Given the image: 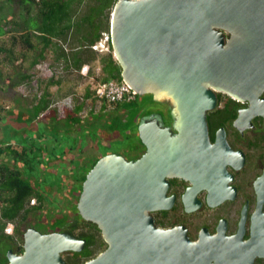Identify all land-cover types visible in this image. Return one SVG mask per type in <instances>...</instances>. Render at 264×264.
<instances>
[{
  "label": "water",
  "instance_id": "95a60500",
  "mask_svg": "<svg viewBox=\"0 0 264 264\" xmlns=\"http://www.w3.org/2000/svg\"><path fill=\"white\" fill-rule=\"evenodd\" d=\"M110 32L123 80L139 96L167 104L172 124L157 116L143 120L138 135L145 152L137 161L112 152L87 174L77 208L109 247L85 264L147 262L155 255L160 261L173 231L156 229L152 211L174 202L168 179L219 191L228 187L231 158H245L224 128L210 137L208 114L218 95L248 104L234 122L240 132L254 117L264 118V0H118ZM258 193L264 197V188ZM263 234L264 222L253 231ZM256 241L252 257H264V241ZM85 243L69 232L30 227L23 251L8 250V264H67L64 254Z\"/></svg>",
  "mask_w": 264,
  "mask_h": 264
},
{
  "label": "trees",
  "instance_id": "16d2710c",
  "mask_svg": "<svg viewBox=\"0 0 264 264\" xmlns=\"http://www.w3.org/2000/svg\"><path fill=\"white\" fill-rule=\"evenodd\" d=\"M117 1L0 0V54L4 55V58H0V93L8 92V89L6 90L2 85L6 80L11 89L31 82L37 74L38 65L48 59L49 53L55 54L57 62L63 61L66 71L80 70L85 64H89L91 65L90 72L93 74L96 66L101 69L99 75L96 76V81H121L123 79L122 68L114 56L112 45L111 52L104 54L90 48L98 42L104 31L110 30L111 14ZM59 80L51 78L47 82L46 89L56 85ZM222 101L225 108H218L208 114L212 141L215 139V131L220 126H230V121L236 116L232 114L230 107L241 105L230 97L219 94V102ZM155 103L162 105L155 101L152 95H144L138 96V99L133 102L119 103L113 108L109 123L114 126V131L118 133L117 136L124 137L128 145L126 152L136 155L134 158L141 157L142 152L145 151V146L138 135L139 117L145 110L147 117L151 115L153 110L149 109L148 105ZM103 107L105 110L106 104ZM103 115H99V120L103 119L101 118ZM168 117L169 120L165 124L170 125L172 122L170 110ZM103 120L108 122L107 119ZM138 146L143 148H138ZM2 153L3 149L0 148V155ZM15 176L22 188L28 186V183L22 180L18 173ZM85 177L83 176V181ZM0 184L2 185L1 178ZM0 194L3 197L2 193ZM36 197L41 198V196ZM78 197L79 192L75 195L71 194L65 211L56 215L47 214L44 218L45 232L65 231L76 237L87 239V248L81 257H74L73 260L69 256L66 257L69 264H83L94 254V250L91 249L93 242L87 237L90 229L84 230L90 227L91 223L85 220L80 223L77 218L79 216ZM14 198V203L17 204L25 199L21 193H17ZM20 211L17 208L10 214H5V210L2 209V215L6 217L5 219H15L20 215ZM5 226V223L0 224V264H8V250L23 251L22 240L16 239L15 234L6 236L3 233Z\"/></svg>",
  "mask_w": 264,
  "mask_h": 264
},
{
  "label": "crops",
  "instance_id": "0c3cea01",
  "mask_svg": "<svg viewBox=\"0 0 264 264\" xmlns=\"http://www.w3.org/2000/svg\"><path fill=\"white\" fill-rule=\"evenodd\" d=\"M42 63L56 66L63 64V61L57 62L55 54L49 53L48 59ZM84 66L91 69L89 64ZM81 69L73 71L82 73ZM100 70L96 66L94 74L99 75ZM94 74L90 72L87 76L82 73L80 79L92 80ZM51 78L53 76L43 80L40 89L34 91H25L23 85H19L0 93V122L4 111L12 110L9 118L11 127L7 128V134L4 128L6 123L5 126L0 123V148L3 149L0 155V193L3 195V210L5 214L17 208L21 210L15 219H5L2 215L0 224H6L3 230L6 236L15 234L22 243L28 228L46 231L44 218L47 214L56 215L65 211L69 196L79 192V167L83 158H93L95 150L93 141H89L95 136L93 128L99 127L104 138L117 137L109 131L112 125L109 123L112 114L107 112L109 108H97V99L91 87L83 85L80 79L68 82L65 78L54 77L60 80L46 89ZM100 114H104L101 118L108 122L99 120ZM84 140L87 144H84ZM87 147L91 149L89 155L85 153ZM121 150H128L125 141L121 142ZM16 173L28 183L26 188L18 184ZM17 193L25 198L18 204L14 203ZM31 200H35V203L32 204ZM6 229H12V234H8Z\"/></svg>",
  "mask_w": 264,
  "mask_h": 264
},
{
  "label": "flooded vegetation",
  "instance_id": "af4514ba",
  "mask_svg": "<svg viewBox=\"0 0 264 264\" xmlns=\"http://www.w3.org/2000/svg\"><path fill=\"white\" fill-rule=\"evenodd\" d=\"M161 104L149 105L148 108L153 110V113L147 117L145 110L140 116V123L152 116H157L166 123L169 120L170 108L165 103ZM240 104L230 107L232 114H236L230 121L231 125L220 126L215 131L216 135L220 128H224L231 147L236 151H242L245 155V158H231V163L227 166L230 177L228 187H223L219 191H212L209 188L196 191L190 181L176 177L169 178L167 196L174 197V202L168 208L152 211V217L156 229L173 231V234L168 236L170 240L163 246V249L170 252L165 254L163 261H159L155 255V258L147 262L144 257L134 258L129 264H264V257H252L256 240L260 238L264 241V234L259 238L253 235L254 229L262 226L264 222V197L258 193L264 188V150L259 152L264 147V118L254 117L252 126L240 132L234 126V122L238 118L239 111L248 107L246 103ZM223 107L224 102H218L217 109ZM113 111V108L107 109L108 113L112 114ZM109 131L114 135L118 134L114 131L113 125ZM138 148L143 147L138 146ZM120 151L117 153H121L129 161L139 159L134 158L136 155ZM100 159L83 158L78 171L79 197L84 183L83 176L87 177ZM79 216L77 218L81 223L84 219L80 214ZM90 223V227L85 226L84 230L90 229L87 237L93 242L91 249L94 250V254L85 262L96 259L109 247L99 226ZM77 238L86 241L84 248L79 252L65 253V260L68 256L71 259L81 257L85 252L87 239ZM187 241L192 244L188 246ZM66 262L69 264L67 260Z\"/></svg>",
  "mask_w": 264,
  "mask_h": 264
},
{
  "label": "rangeland",
  "instance_id": "374dc122",
  "mask_svg": "<svg viewBox=\"0 0 264 264\" xmlns=\"http://www.w3.org/2000/svg\"><path fill=\"white\" fill-rule=\"evenodd\" d=\"M16 15H18V12H16ZM67 46V45H65ZM17 50H20L17 48ZM0 58H4V55L3 54H0ZM12 70V68L10 69V71ZM37 74L35 75V77L33 78V80L25 85L22 86V89L25 90V91H34L36 89H40L41 87V82L44 80H47V78L49 77H60V79L62 78H65L66 81H76L78 79H80L81 77V74L82 73H77V72H74L73 70L71 71H66L65 68H64V64H59V65H56V66H48L46 64H41L38 68H37ZM90 74V70L88 71V74L87 76ZM96 76L97 75H93V79L90 80L88 79L87 81L83 80V79H80V82L83 84V85H87L89 87H91L92 89V92H93V95H94V88L95 86L99 83V82H102V81H96ZM37 81V82H36ZM3 85V88H5L7 91H10V90H13L11 89L10 87H8V81L6 80L4 83H2ZM1 85V86H2ZM2 88V89H3ZM1 91V90H0ZM95 104H98L97 108H102L104 104L100 103V102H97L95 100ZM157 103L155 104H152V105H156ZM149 106V105H148ZM104 109V107H103ZM102 109V110H103ZM3 113V112H2ZM11 114H12V110H9V111H4V113L2 114V121L0 123H2L3 126H5V123H6V126L4 127L6 130H5V134H7L8 130L7 128L8 127H11V120L9 119L11 117ZM12 125H14L12 123ZM98 128L94 127L93 128V133L95 134V136L93 137V140L92 138L89 140V141H93V147L95 148V150L93 149V158H98L99 156H104L106 154H109L111 152H121V142L124 141V137H121V136H117V137H108V138H104V136H101V130H98ZM84 144H87L86 140H84ZM262 150H264V147L263 149H260L259 152L261 153ZM91 151L88 150V147L85 148V153L89 155V152ZM85 264V262L83 263Z\"/></svg>",
  "mask_w": 264,
  "mask_h": 264
},
{
  "label": "built area",
  "instance_id": "2783aa9c",
  "mask_svg": "<svg viewBox=\"0 0 264 264\" xmlns=\"http://www.w3.org/2000/svg\"><path fill=\"white\" fill-rule=\"evenodd\" d=\"M90 48L93 51L102 54L111 52L110 30L104 31L98 42L91 45ZM88 71V66H84L81 69V72L85 75L88 74ZM94 96L98 102L106 104L109 109H112L119 103H129L135 101L138 98L139 94L126 81L122 79L121 81L110 80L106 82H99L94 88ZM31 203L34 204L35 200H32ZM2 209L3 202L0 194V219L2 218ZM6 232L12 233V229H6Z\"/></svg>",
  "mask_w": 264,
  "mask_h": 264
},
{
  "label": "clouds",
  "instance_id": "9594fccd",
  "mask_svg": "<svg viewBox=\"0 0 264 264\" xmlns=\"http://www.w3.org/2000/svg\"><path fill=\"white\" fill-rule=\"evenodd\" d=\"M9 234V233H8ZM12 234V233H11Z\"/></svg>",
  "mask_w": 264,
  "mask_h": 264
},
{
  "label": "bare ground",
  "instance_id": "6f19581e",
  "mask_svg": "<svg viewBox=\"0 0 264 264\" xmlns=\"http://www.w3.org/2000/svg\"><path fill=\"white\" fill-rule=\"evenodd\" d=\"M32 201V200H31Z\"/></svg>",
  "mask_w": 264,
  "mask_h": 264
}]
</instances>
